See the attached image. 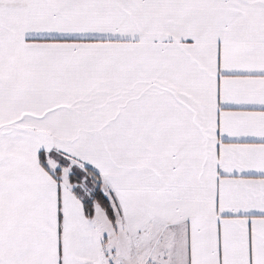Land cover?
Returning a JSON list of instances; mask_svg holds the SVG:
<instances>
[{"label":"snow or ice","instance_id":"6c2138e0","mask_svg":"<svg viewBox=\"0 0 264 264\" xmlns=\"http://www.w3.org/2000/svg\"><path fill=\"white\" fill-rule=\"evenodd\" d=\"M0 264H264V0H0Z\"/></svg>","mask_w":264,"mask_h":264}]
</instances>
